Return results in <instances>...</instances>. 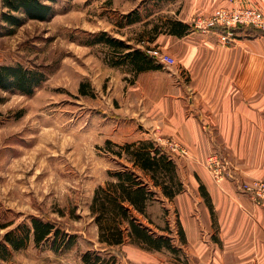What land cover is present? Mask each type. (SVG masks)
<instances>
[{"label":"rangeland","instance_id":"rangeland-1","mask_svg":"<svg viewBox=\"0 0 264 264\" xmlns=\"http://www.w3.org/2000/svg\"><path fill=\"white\" fill-rule=\"evenodd\" d=\"M183 6L184 0H57L48 21H25L19 27L0 22V65H21L45 74L30 96L0 91V225L7 226L0 230V244L6 232L21 224L30 226L33 217L76 236L71 248L57 253L47 243L35 245L31 237L0 264H85L82 257L95 252L99 264H120V250L128 240L110 253L100 251L98 227L90 212L95 190L114 181L110 174L131 167L113 152L147 140L174 162L188 152L178 144L187 155L172 153L157 142L160 139L155 141L149 127L132 112L142 110L149 99L139 98L135 89L140 73L135 75L126 63L112 66L121 51L114 52L99 38L105 33L147 54L150 50L167 54L151 41L178 21ZM133 11L139 22L119 27ZM153 62L163 72L175 65ZM81 84L86 86L85 96L78 92ZM168 204L149 203L145 215L137 217L154 234L166 236L169 225L176 229L179 217ZM158 252L174 255L164 249Z\"/></svg>","mask_w":264,"mask_h":264},{"label":"crops","instance_id":"crops-1","mask_svg":"<svg viewBox=\"0 0 264 264\" xmlns=\"http://www.w3.org/2000/svg\"><path fill=\"white\" fill-rule=\"evenodd\" d=\"M220 6L222 0H184L177 20L191 28L198 15ZM234 38L223 45L218 31L191 28L152 41L176 63L137 76L139 98L149 99L132 112L155 141L171 139L188 152L175 160L182 193L161 199L179 215L176 229L169 225L179 251L167 257L128 241L120 264H264V202L228 179L215 183L204 166L216 153L238 181L264 180V33L239 27Z\"/></svg>","mask_w":264,"mask_h":264},{"label":"trees","instance_id":"trees-1","mask_svg":"<svg viewBox=\"0 0 264 264\" xmlns=\"http://www.w3.org/2000/svg\"><path fill=\"white\" fill-rule=\"evenodd\" d=\"M56 2L57 0H0V22L9 27H19L25 21H48L53 14L52 5ZM4 10L6 12H3ZM122 19L123 23L119 24L121 28L139 22L140 18L138 13L133 11ZM167 26L166 34L177 37H183L189 30L186 24L179 21L171 22ZM99 39H105V44L114 52L121 51L116 60L113 57L112 66L126 63L132 67L135 75L160 68L149 54L134 49L123 41L109 38L105 33L101 34ZM44 81L45 74L40 71L28 70L21 65H0L2 92H19L30 96ZM85 87V84H81L78 89L82 96L87 95ZM113 154L119 159L125 157L131 167L123 166L122 170L110 174L114 181L106 183L104 187H98L94 192L90 212L98 227V242L101 245L99 250L106 253L114 251L128 240L146 250L164 249L177 253L179 250L173 245L169 229L166 236L156 235L137 217L145 215L149 203L161 202L162 198L171 201L182 193L183 187L179 182L172 156L156 147L150 140L125 144ZM6 227L0 225V230ZM179 233L180 242L183 243V235L178 231ZM31 237L35 245L47 243L56 253L71 248L76 241L74 234L60 230L50 221L33 217L30 226L21 224L3 235L0 259L6 260L10 250L23 249ZM82 259L85 264H99L101 261L96 252L92 255L87 253Z\"/></svg>","mask_w":264,"mask_h":264},{"label":"built area","instance_id":"built-area-1","mask_svg":"<svg viewBox=\"0 0 264 264\" xmlns=\"http://www.w3.org/2000/svg\"><path fill=\"white\" fill-rule=\"evenodd\" d=\"M223 2L228 6L219 7L206 16L197 17L193 25L194 28L202 31H218L220 42L223 45L234 41V30L239 27H250L259 32H264V4L256 0H223ZM148 53L159 64L166 66L175 64L173 57L160 53L159 50H150ZM163 145L169 146L172 153L179 152L182 155H187L186 150L174 141H165ZM204 166L215 183L228 179L236 184L242 195L253 202H264V180L238 181L231 173L228 164L223 162L216 153L207 156Z\"/></svg>","mask_w":264,"mask_h":264}]
</instances>
